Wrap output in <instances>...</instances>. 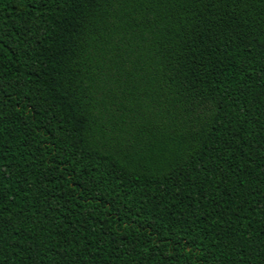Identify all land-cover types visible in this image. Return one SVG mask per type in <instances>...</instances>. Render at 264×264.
I'll list each match as a JSON object with an SVG mask.
<instances>
[{"label": "trees", "instance_id": "trees-1", "mask_svg": "<svg viewBox=\"0 0 264 264\" xmlns=\"http://www.w3.org/2000/svg\"><path fill=\"white\" fill-rule=\"evenodd\" d=\"M0 264H264V0H0Z\"/></svg>", "mask_w": 264, "mask_h": 264}]
</instances>
